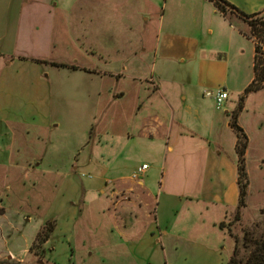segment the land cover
I'll use <instances>...</instances> for the list:
<instances>
[{
	"label": "rangeland",
	"instance_id": "1",
	"mask_svg": "<svg viewBox=\"0 0 264 264\" xmlns=\"http://www.w3.org/2000/svg\"><path fill=\"white\" fill-rule=\"evenodd\" d=\"M207 3L154 0L145 22L143 0H27L17 22L20 2L10 9L0 0V50L17 60L9 67L0 57V206L13 222L7 232L0 223V233L21 251L1 264H227L235 249L245 264L264 238V37L250 38L237 18L231 27L209 14ZM160 22L163 32L193 38L200 58L215 61L201 67L199 58L177 55L170 69L153 73L168 140L164 130L140 134L134 111L141 83L114 74L123 60L155 46ZM253 41L262 78L246 92L255 75ZM147 53L149 64L154 51ZM164 65L161 59L158 70ZM217 88L229 91L220 108L208 95ZM117 91L126 96L115 101ZM235 115L249 141L242 207ZM127 132L136 135L128 139ZM144 163L140 179L157 203L132 179ZM101 178L124 182L102 192ZM49 222V240L33 246Z\"/></svg>",
	"mask_w": 264,
	"mask_h": 264
},
{
	"label": "crops",
	"instance_id": "2",
	"mask_svg": "<svg viewBox=\"0 0 264 264\" xmlns=\"http://www.w3.org/2000/svg\"><path fill=\"white\" fill-rule=\"evenodd\" d=\"M17 1H19L20 5H21L20 7L18 6L19 10L17 12L18 15L16 18V21L18 22V18L22 13L21 12L22 11V9H21L22 3H26L27 0H9L10 9H12L16 5L15 2H17ZM151 1H154V0H143V4L138 7L139 13L145 22H148L150 20V17H151V14L149 12L150 9L148 8V5H147V3L151 2ZM172 1H174V0H172ZM204 1L208 2L207 4H209L211 6V7H209V10H208L209 14L210 13H213L215 15L219 14L221 16V18L224 21L228 22L231 27L234 26L232 24L231 19L237 18L238 21H241V22L243 21L242 19L236 17L235 15L232 16V18H230V19L224 17L218 11V9L215 7L213 2H211L209 0H204ZM228 1L246 13H255V12H259V11L264 10V0H228ZM210 8H212V9H210ZM205 11H207V9H205ZM50 12L51 11H48V13H50ZM13 15H15V14H13ZM161 15H163V14H161ZM243 25L248 26V24L244 21H243ZM161 28H162V25L160 22V25H159L160 31H159V34L157 35V40H156L154 47H152L150 50L146 47H143V48H141V52H143V54L140 55L138 53H134L132 55V57H130L128 60L127 59L123 60L122 62H123L124 66L122 67L121 71L118 73L116 72L114 74L117 75L118 77L119 76L125 77V75H126L127 77L132 78L134 83H136V84L138 82L141 83L137 87L138 91H137V95H136V99H135L136 104H135V111H134L136 116L140 115V117H141V119H140L141 129L139 130L140 134H142L146 137L147 136L152 137V136H155V134L160 133L162 130H164V131H167L166 135L168 138L166 140H168L169 139L168 133H169L171 127H170V125L167 126V122L164 120L165 118L163 119L161 117L159 108L156 107V100H157L156 98L160 97L161 93H160V88H159L158 81H157L158 78L156 79V76L154 74L156 73V71H158V73L161 74L162 73L161 69H163L162 67H166L165 70L166 69L168 70V68L170 69L172 67L171 66V59H173V57H175L177 55H180L183 58H186V57L199 58V63H200L199 65L201 67H205L207 65H212V63L214 64L215 61H210L207 59L200 58V55L198 52L199 47L195 43L193 38L188 37V36L176 37L177 34L173 33L172 31H168L165 33V32H163V29H161ZM243 31H244L243 29L242 30L239 29L238 34L240 37H246L243 34ZM17 43H18V29L16 27L15 31L13 32V35H12V40L10 42L11 49L13 47H16ZM253 43H254V41H253ZM4 47H6V46H4ZM7 51L8 50L1 48L0 57H6L7 61L5 64L10 67L11 65H14L17 60L14 56H10L9 52H7ZM147 51H154L153 60L150 61V63L152 62L151 63L152 65H151L150 75L148 77L152 87L145 86V83H144L145 76H147V73H146V70H148L147 66L150 65V63L147 64V61H146V59L150 53L149 52L146 55ZM253 57H255V48L253 51ZM161 59L164 61V63L166 65L160 66V70H158V63H161ZM26 60H28V59L22 58L23 62H26ZM76 70H77V68L73 69V71H76ZM216 75H220V74H216ZM253 79H254V75L250 78L249 82H251ZM2 83H0L1 84L0 85V95L3 94ZM225 89H227V88H225ZM8 92L9 91L4 92V93L8 94ZM125 96H126V93L124 91H117L112 96V99H114L115 101H119L120 99L124 98ZM165 102H166L165 103L166 106L168 107V110L172 111L173 107H172L171 103L167 100ZM167 119L170 122L172 120L171 117H169ZM89 131H90V133L93 132L94 127L90 126ZM134 133L135 132H127L128 137H129L128 139L133 138L134 135H136ZM9 145L10 144H8V146ZM173 149H174V146L170 145L168 147L169 151H173ZM94 154H95V151L93 150L92 155L94 156ZM97 155H98V152H97ZM7 160H9V158ZM74 169H76V167H74ZM70 176H71V174L67 173V175H65L64 178L66 177L69 179ZM140 178L138 180H136V182L139 185L140 190L143 193L144 192L147 193L148 196H151V198H154L155 202L157 203V198L152 195L150 190L145 186V182ZM103 182H104V184H103ZM119 182H124V181L118 180L116 182H109V181L101 178L100 185L102 184L105 188L102 190V192H105L106 188H108L112 184L119 183ZM125 182H126V180H125ZM217 201H222V200L217 199ZM133 203H135V202H133ZM210 203H211L210 201L206 202V204H210ZM137 207L143 208L142 206H138V205H137ZM4 208H5L4 214H0V223L5 225L6 232H7V230H9V228L13 226V222L9 220V217L7 215V209H6V207H4ZM156 209L157 208H156V204H155V218H154L155 220H157ZM134 218L137 219V217H134ZM222 219L220 221H218L217 223L219 224L222 221ZM129 223H131V225L125 226V227H127L126 229H128V231L131 230V227L135 224V221L129 222ZM167 233L168 232H165V234H167ZM29 243H28V245H29ZM19 253L16 254V252H14L12 250L11 239H10L9 233H7V235H4V233L1 232L0 233V264L4 259L10 260L11 255L14 258H16L17 256L20 255ZM17 260H19V259H17Z\"/></svg>",
	"mask_w": 264,
	"mask_h": 264
},
{
	"label": "trees",
	"instance_id": "3",
	"mask_svg": "<svg viewBox=\"0 0 264 264\" xmlns=\"http://www.w3.org/2000/svg\"><path fill=\"white\" fill-rule=\"evenodd\" d=\"M213 2L218 11L226 18L230 19L232 16H236L246 22L250 28L251 36L250 38L264 37V10L255 12V13H246L239 9L237 6L229 2L228 0H209ZM259 43L255 41V62H254V70L255 75L253 81L246 87V92L255 91L257 89L253 88L255 82H257L260 78L261 74H258L260 60L258 57L259 52ZM61 65L65 66L66 64L61 63ZM260 77V78H259ZM243 102L240 103V107L242 108ZM235 114V113H234ZM233 130L236 132L237 140H236V150L239 155V164H238V187H239V207L246 206V199L248 195V186L250 184L248 173L245 166V155L248 148V137L245 134L243 128L238 124V116L235 115L234 119L231 123ZM3 212V208L0 206V214ZM219 227L224 229L226 225L224 222L219 223ZM54 231V223H47L38 233L37 235V243L38 247H41L45 242H47ZM243 261L238 257V250L235 249V254L231 256L227 262V264H242ZM245 264H264V238L259 241L254 242V249L251 252V255L246 260Z\"/></svg>",
	"mask_w": 264,
	"mask_h": 264
},
{
	"label": "built area",
	"instance_id": "4",
	"mask_svg": "<svg viewBox=\"0 0 264 264\" xmlns=\"http://www.w3.org/2000/svg\"><path fill=\"white\" fill-rule=\"evenodd\" d=\"M209 96H212L216 102L217 107H222L226 101L229 99V91L225 88H217L214 92L208 93ZM149 168L147 163L142 164L136 172L133 173L132 179L138 180L142 173Z\"/></svg>",
	"mask_w": 264,
	"mask_h": 264
}]
</instances>
